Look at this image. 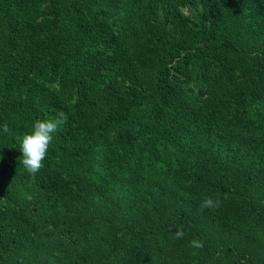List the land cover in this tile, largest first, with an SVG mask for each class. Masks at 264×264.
<instances>
[{
    "label": "trees",
    "instance_id": "trees-1",
    "mask_svg": "<svg viewBox=\"0 0 264 264\" xmlns=\"http://www.w3.org/2000/svg\"><path fill=\"white\" fill-rule=\"evenodd\" d=\"M0 264H264V0H0Z\"/></svg>",
    "mask_w": 264,
    "mask_h": 264
},
{
    "label": "clouds",
    "instance_id": "clouds-1",
    "mask_svg": "<svg viewBox=\"0 0 264 264\" xmlns=\"http://www.w3.org/2000/svg\"><path fill=\"white\" fill-rule=\"evenodd\" d=\"M67 122V117L63 111L57 114L54 120H37L33 125L31 133L24 135L20 150L22 152V164L31 174H36L43 166L47 156L48 148L52 143L54 136L60 126ZM10 131L7 124L3 126V132L6 134ZM201 210L218 207V202L211 197H206L201 205ZM176 238L183 237V230L176 229ZM192 246L203 247L202 242L192 241Z\"/></svg>",
    "mask_w": 264,
    "mask_h": 264
}]
</instances>
